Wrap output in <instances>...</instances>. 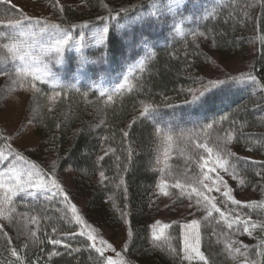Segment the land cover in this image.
I'll return each instance as SVG.
<instances>
[{
	"label": "trees",
	"instance_id": "obj_1",
	"mask_svg": "<svg viewBox=\"0 0 264 264\" xmlns=\"http://www.w3.org/2000/svg\"><path fill=\"white\" fill-rule=\"evenodd\" d=\"M86 1V11L65 6V11L58 12L53 24L66 31L107 26L104 45L88 52L93 62L90 72L98 75L105 68L118 69L121 61L130 55L131 44L119 27L163 0H113L99 4L96 0ZM258 3L259 55L254 71L260 91L234 90L227 96L219 92L197 111L180 113L182 105L190 100L183 90L194 83L192 77L196 68L191 64L203 55L188 42L189 37L170 38L163 32L162 44L154 43L153 50L129 81L108 93L86 83L56 86L24 74L25 80L34 84L38 97L57 96L52 110L39 118L36 131L42 144L53 150L58 172L73 167L77 173L75 185L85 190L86 210L94 219H106L110 212L109 198L125 211L129 233L127 253L134 264H240L226 255L222 237L231 222L242 224L248 218L259 227V238L252 251L254 255L246 264H264V199L258 194L256 197L260 201L254 208L250 204L236 205L232 213H222L224 219L229 220L227 223L217 221L222 216L216 214L202 222L200 243L206 260L197 263L182 255L178 227L175 231L169 230L170 246L152 244L148 220V210L160 184L156 139L163 136L174 141L184 140L188 134H193L192 128L201 127L200 122L225 125L232 136L234 149L229 166L238 172L243 185L249 189L263 185L264 190V184L260 185L262 177L264 180V0H258ZM212 5L209 14L195 25L201 33L211 32L220 54L239 52L238 49L249 42L238 24L241 15L232 11L231 2L223 5L214 2ZM103 8H111V12L100 16ZM122 8L128 11H120ZM11 11L12 6L0 1L2 47L6 42L3 18ZM220 94L223 96L213 99ZM145 107L149 111L142 116L140 113ZM6 147L7 139L0 128V148ZM41 149L17 152L16 155L45 176L51 175L46 171ZM174 162L179 164L177 160ZM98 168L112 176L111 185L93 179ZM179 191L183 192L184 188L181 186ZM11 204L18 212L41 218L39 236L33 247L22 244L13 239L0 222V264H107L106 255L101 256L92 247L87 231L58 199L40 195L23 201L17 199ZM245 217L248 218L243 220ZM52 240L60 243L53 245Z\"/></svg>",
	"mask_w": 264,
	"mask_h": 264
},
{
	"label": "rangeland",
	"instance_id": "obj_2",
	"mask_svg": "<svg viewBox=\"0 0 264 264\" xmlns=\"http://www.w3.org/2000/svg\"><path fill=\"white\" fill-rule=\"evenodd\" d=\"M0 1L9 4L13 9L3 18L5 22L3 36L6 42L3 47L0 46V128L8 143V147L0 148L2 226L9 230L13 239L16 238L20 243L33 247L39 236L41 218L30 213L18 212L11 201L17 199L23 201L40 195L56 198L60 204L67 205L75 220L77 216L80 217L77 221L89 234L91 244H95L94 249H103L107 264L109 257L113 264H134L127 253L129 233L125 211L109 198L110 212L106 219L98 221L88 215L87 198L83 195L85 190L80 185H75L77 173L73 167L58 172L53 150L42 144L41 137L37 134L36 125L39 118L44 112L52 110L57 103V96L38 97L34 84L25 80L24 73L17 70L27 68L29 69L27 75L32 77L33 69L49 71L50 75L39 73L41 75L39 80L56 86L85 80L91 81V85L103 93L112 92L125 85L129 77L142 66L153 50L154 43L162 44L164 39L161 38V34L164 32L170 38L189 37L188 42L203 53L198 57L199 60H194L192 62L194 64H191L192 68H196L192 77L194 83L183 90L190 100L189 89L202 90V83L207 84L208 80H224L228 77L238 79L229 80L225 85L214 89L205 97L203 103H210L211 96L219 92L225 96L234 90L258 92L260 85L254 71V63L259 55L256 34L258 0L156 2L147 12L140 13L119 27L131 44L130 55L128 52L129 57L124 62L121 61L118 69L105 68L98 75L90 73V65L93 62L91 63L88 52L104 45L107 39V26L82 27L66 31L61 27H54L53 24L58 18H56L58 12L65 11V6L86 11L84 6L87 4L86 0ZM102 1L113 2L96 0V3ZM214 2L222 5L231 2L232 11L241 15L238 24L244 29L249 42L245 47L238 49L240 51L237 53L220 54L211 32L206 31L201 36L195 25L209 14ZM110 9L103 8V13L99 15L111 12ZM25 16L29 19L25 20ZM16 20H20L21 24H15ZM105 27L107 32H104ZM66 33L71 34V39L63 46L62 51L57 53L54 50L56 41L62 40ZM20 56H24L25 59L21 60ZM249 74L256 78L255 82L247 79ZM96 76L97 78H94ZM221 96L223 95H217L213 99ZM198 109V105L184 103L180 113ZM200 123L201 127L192 128L193 134H188L184 140L174 141L163 136L156 139V167L160 171V184L148 210L152 244L170 246L169 230L175 231L178 227L182 255L194 263L206 260L200 243L202 222L216 214L218 217L222 216L217 221L224 220L227 223L229 220L224 219L222 213H232L236 205L243 207L250 204V207L254 208L260 201L258 196L264 199L263 185L249 189L243 185L238 172L229 166L230 155L234 149L232 136L225 125ZM39 148L40 154L44 152L45 168L51 175L45 176L16 155L17 152ZM101 172L104 173L103 177L100 175ZM52 179H56L63 192L51 185ZM93 179L103 185H111L113 182L112 176L102 168L97 169ZM261 179L260 185L264 184L263 177ZM181 186L184 188L183 192L179 191ZM225 192L229 195L225 196ZM233 200L240 201V204L233 203ZM73 205L76 207L75 212L72 211ZM193 219L197 221L196 225H192ZM157 221L160 223L157 224ZM230 225L222 237L226 255L237 263L246 264L254 255L252 251L257 247L259 227L249 218L242 224L231 222ZM93 237L95 239H92ZM198 254H202L204 259L201 260Z\"/></svg>",
	"mask_w": 264,
	"mask_h": 264
},
{
	"label": "snow or ice",
	"instance_id": "obj_3",
	"mask_svg": "<svg viewBox=\"0 0 264 264\" xmlns=\"http://www.w3.org/2000/svg\"><path fill=\"white\" fill-rule=\"evenodd\" d=\"M5 2H6V0H5ZM262 6H264V5H262ZM120 11L127 12L128 10L122 8V9H120ZM24 19L27 20V19H29V17L25 16ZM15 24L19 25V24H21V21L20 20H16ZM54 27H59V25H54ZM73 27H74V25H73ZM104 32H107V28L106 27L104 28ZM200 35L202 36L203 33H200ZM70 39H71V34L70 33H66L62 40L56 41V44L54 46V50L57 53H60L62 51V49H63V46L68 44ZM5 47L7 48L8 45H5ZM9 51H11V49H9ZM20 59L24 60L25 57L24 56H20ZM17 71L18 72H22L24 74H27L29 72V69H27V68L18 69ZM41 72H43L44 75H50L51 74L49 71H46V70H41V69H33V70H31V74L33 75V78L35 80L41 79V75L39 74ZM237 79H238L237 77H228V79H224V80H222V79L208 80L207 84H203L202 83V90L198 89V90L193 91V90L189 89V92L191 94V100L190 101H186V103H188L190 105L202 106L203 102H205V97H207L209 95V93H211L214 89H217L218 87H220L222 85H225L226 83H228L229 80H237ZM247 79L252 80L253 82H255V80H256V78L254 76H251L250 74L247 76ZM109 99H111V97H109ZM148 111H149L148 107H145L144 111L141 112L140 114L143 116L146 113H148ZM124 135L127 136L128 133L125 132ZM54 169H55V164H53V170ZM100 175L103 177L104 173L101 172ZM233 178H235V177H233ZM221 183H223L222 178H221ZM51 185L55 189L59 190L60 192H63V189L61 188V185L59 183H57L56 179H52L51 180ZM177 187H179V185H177ZM197 195H199V194H197ZM224 195L228 196L229 193L225 192ZM65 199H67L66 195H65ZM197 203H199V201H197ZM233 203L240 204V201L233 200ZM213 207H215V205H213ZM72 211L73 212L76 211L75 205L72 206ZM76 219L79 221L80 217L77 216ZM156 223L159 224L160 222L157 221ZM191 223H192V225H196L197 221L195 219H193L191 221ZM229 226H231V225H229ZM245 231L247 232V228H245ZM249 235H251V233H249ZM92 239H95V238L93 237ZM51 243L53 245H56V244H59L60 241L59 240H52ZM101 243H104V241H101ZM92 247H95V244H93ZM109 247H111V245H109ZM96 251L101 253V256H103V249L102 248H96ZM13 254H15V249H13ZM198 255H200V259L201 260L204 259L202 254H198ZM108 264H113L111 257L108 258Z\"/></svg>",
	"mask_w": 264,
	"mask_h": 264
}]
</instances>
